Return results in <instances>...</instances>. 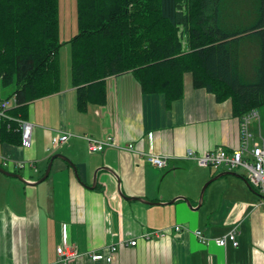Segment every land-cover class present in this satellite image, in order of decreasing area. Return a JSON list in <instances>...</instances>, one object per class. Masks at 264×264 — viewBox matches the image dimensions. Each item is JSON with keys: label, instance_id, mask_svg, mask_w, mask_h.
I'll return each mask as SVG.
<instances>
[{"label": "crops", "instance_id": "0c3cea01", "mask_svg": "<svg viewBox=\"0 0 264 264\" xmlns=\"http://www.w3.org/2000/svg\"><path fill=\"white\" fill-rule=\"evenodd\" d=\"M11 93L0 85V101ZM75 99L66 79L59 92L28 106L22 120L33 125L29 148L0 142V168L22 178L0 173V264H59L55 250L63 226L81 255L69 264H106L82 254L129 240L138 244L119 245L110 264H264V208L258 206L264 196L245 180L222 175L243 177L240 169L201 168L184 158L188 149L231 153L239 148L241 118L229 101L217 102L206 90L194 89L185 76L182 96L167 102L161 95L143 94L130 72L106 79L102 106L79 112ZM257 111L259 121L251 123L250 131L264 145V106ZM59 133L70 135L67 143L48 151ZM110 135L119 147L134 150L88 151L84 136L101 140ZM57 154L74 164L77 176L67 162L55 159L48 177L35 185ZM150 154L167 157L166 166L149 164ZM4 156L10 158L7 165ZM20 162L33 167L20 169L15 166ZM219 175L201 200L203 186ZM120 192L139 200H126ZM231 230L238 245L216 246L213 240ZM151 231H166V236L141 240Z\"/></svg>", "mask_w": 264, "mask_h": 264}, {"label": "trees", "instance_id": "16d2710c", "mask_svg": "<svg viewBox=\"0 0 264 264\" xmlns=\"http://www.w3.org/2000/svg\"><path fill=\"white\" fill-rule=\"evenodd\" d=\"M68 42L79 112L104 105L106 79L128 72L143 94L167 102L189 76L239 118L264 106V0H76ZM61 46L58 0H0V85L17 105L10 118L26 119L30 103L60 91ZM15 129L0 120V142L20 145Z\"/></svg>", "mask_w": 264, "mask_h": 264}, {"label": "built area", "instance_id": "2783aa9c", "mask_svg": "<svg viewBox=\"0 0 264 264\" xmlns=\"http://www.w3.org/2000/svg\"><path fill=\"white\" fill-rule=\"evenodd\" d=\"M12 105H16L15 97L9 100L0 101V120L8 119L16 123V131L20 133V146L23 148H29L32 143L33 125L28 121L22 119H12L8 116L7 111ZM241 143L238 149L231 153L222 150L215 149L212 151H206L203 153H196L191 149L186 150L184 158L195 162L201 168H226L228 170L240 169L244 172L247 181L257 190L260 194L264 195V145L258 141L252 139L250 125L252 122L259 121V114L257 110H251L241 117ZM70 135L67 133H59L50 139V148L48 151L54 152L67 143ZM87 142V149L90 153L101 152L108 147H117L120 149L132 151L134 150L132 145L126 147H119L116 143L114 136H106L101 140H96L90 137H83ZM9 157H2L3 165H7ZM146 161L156 168H164L167 164V157L157 156L150 154L147 156ZM18 168L33 167L32 162H20L16 163ZM259 207L264 208V201L261 200L258 204ZM175 231H179V227L174 228ZM195 235L206 242V239L200 232H196ZM166 231H151L145 232L141 236V240L145 242L152 241L154 239L164 238ZM236 230H231L223 237L213 240L216 246L225 248L228 243L236 247L238 245L236 239ZM137 240H129L127 243L119 241L117 244H112L104 247L98 252H87L82 254V258L88 259L92 262H105L110 264L114 261L119 245H126L135 247ZM57 262L59 264H69L73 260L80 258L76 248L69 244L66 227L62 228L61 244L56 247Z\"/></svg>", "mask_w": 264, "mask_h": 264}, {"label": "rangeland", "instance_id": "374dc122", "mask_svg": "<svg viewBox=\"0 0 264 264\" xmlns=\"http://www.w3.org/2000/svg\"><path fill=\"white\" fill-rule=\"evenodd\" d=\"M59 34L62 46L59 50L61 83L70 81V44L69 40L76 34V0H58ZM238 172L242 173L241 170Z\"/></svg>", "mask_w": 264, "mask_h": 264}, {"label": "water", "instance_id": "95a60500", "mask_svg": "<svg viewBox=\"0 0 264 264\" xmlns=\"http://www.w3.org/2000/svg\"><path fill=\"white\" fill-rule=\"evenodd\" d=\"M55 159H62V160H64L65 162H67V163L69 164V166L74 170V172H75V176H77V173H76V169H75L74 164H73L68 158H66V157H64V156H62V155H60V154H57V155H54V156L50 159V161H49V163H48V166H47V169H46V171H45L43 177H42L40 180H38V181L35 183V185L41 183L42 181H44V180L48 177V174H49L50 169H51V166H52V162H53V160H55ZM98 171H99V170H97V171L95 172V174H94V180H95V178H96L95 176H96V174H97ZM0 173L4 174V175H6V176H10V177H14V178H17V179H19V180H22V178H21L19 175H16V174H13V173H9V172H7V171L1 169V168H0ZM222 175L234 176V177L240 178V179H242V180H245L242 176H240V175H238L237 173H234V172H226V173H223ZM220 176H221V175L216 176L215 178L211 179L210 181H208V182L203 186V188H202V190H201V194H200V198H201V200H202V197H203V194H204V191H205L206 187H207L211 182H213L214 180H216L217 178H219ZM245 182H246V180H245ZM246 183H247V182H246ZM247 184H248V183H247ZM248 186H249V185H248ZM249 187H250V186H249ZM120 196L123 197V198L126 199V200H139L138 198H126V197H124V196L121 194V192H120ZM182 199H184V198H182ZM184 200H185V199H184ZM185 201L187 202V200H185ZM151 204H154V203H151ZM199 206H200V205H199ZM199 206H198V207H199Z\"/></svg>", "mask_w": 264, "mask_h": 264}]
</instances>
